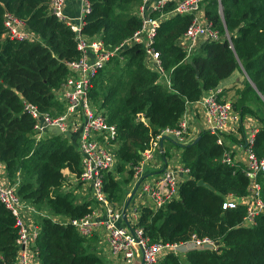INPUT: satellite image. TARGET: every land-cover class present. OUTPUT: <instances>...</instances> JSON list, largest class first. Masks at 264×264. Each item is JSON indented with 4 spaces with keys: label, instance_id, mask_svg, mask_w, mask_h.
<instances>
[{
    "label": "trees",
    "instance_id": "1",
    "mask_svg": "<svg viewBox=\"0 0 264 264\" xmlns=\"http://www.w3.org/2000/svg\"><path fill=\"white\" fill-rule=\"evenodd\" d=\"M51 0H0V163L11 181L20 178L17 193L37 210L44 206L63 219H81L92 214V202L78 203L73 192L64 190L72 175L81 174L77 140L68 141L51 131L35 134V120L25 103L43 113L64 110L55 91L70 75L68 63L80 58L76 34L50 11ZM91 12L82 32L99 38L105 47L121 45L141 28L133 12L142 0H89ZM205 17L228 40L204 42L190 56L179 40L193 17L174 15L157 30L156 50L170 86L146 64L140 45L124 48L93 81L91 100L104 111L109 124L117 127V170L126 172L129 183L150 141L166 129L178 127L189 106L198 102L221 81L243 67L246 80L235 101L242 116L262 123L255 152L264 158V0H206ZM137 7V8H138ZM171 3L166 11L173 9ZM25 22L32 40L6 35L5 15ZM116 62L115 70L107 68ZM110 75L105 88L102 85ZM99 91V92H98ZM97 99V105L93 102ZM100 103V104H98ZM262 105V107L257 106ZM195 144L181 146L183 164L191 177L180 188V199L164 210L142 208L139 226L152 241L179 243L193 235L218 243L217 250H190L184 257L167 255L160 264H264V214L253 227L243 225L246 207L224 209L229 195L244 198L250 180L238 167L222 163L224 148L216 137L202 132ZM169 157V153L165 152ZM241 165V164H240ZM203 180L214 191L198 186ZM264 201V175L258 177ZM105 190L111 202L119 201L122 184L111 173ZM36 251L41 264H107L91 243L70 223L41 217ZM13 214L0 204V258L14 264L18 238Z\"/></svg>",
    "mask_w": 264,
    "mask_h": 264
},
{
    "label": "built area",
    "instance_id": "2",
    "mask_svg": "<svg viewBox=\"0 0 264 264\" xmlns=\"http://www.w3.org/2000/svg\"><path fill=\"white\" fill-rule=\"evenodd\" d=\"M67 2L68 0L50 1L51 13L76 34L77 48L81 53L79 59L68 63L70 75L55 91L56 98L64 110L55 117L50 113L41 112L35 105L25 103V111L35 120L34 131L39 137H42L49 127L60 128L62 136L68 141L71 134L78 135L76 148L80 155L81 174L73 175L72 183L81 185L84 196H89L102 207L103 212H92L81 219L58 217L57 220L70 223L83 238L97 237L109 256L123 264H137V260L139 264H160L169 254L183 257L190 250H217L216 241L197 235L179 243L152 242L139 226L142 208L146 207L154 212L164 210L170 203L180 199L181 185L191 177V171L183 164L181 155L165 156L167 151L164 145L163 149L161 147L162 138L174 136L179 144L189 145L202 132H208L214 135L217 144L224 148L222 163L240 168L250 180L248 194L244 198L229 195L223 208H235L239 204L245 206L247 214L243 225L253 227L256 217L264 214L262 185L258 181V177L264 175V158H259L255 152L256 138L262 124L256 117L242 116L235 107V100L224 98V92L219 88L209 91L206 96L192 104L196 106L197 129L192 128L191 120L185 113L177 128L162 131L142 152L140 162L132 167L134 186L139 184L134 197L138 198L139 206L130 205L128 224L124 222L123 208L114 205L105 190L106 176L118 166V132L115 125L108 123L104 111L92 103L91 90L94 79L124 48L140 45L144 50L147 66L159 73L164 82L167 81L161 55L155 46L156 35L161 23L174 15L193 17L179 40L180 47L188 56L193 54L201 43L207 41L228 40L231 43L227 31L225 35L221 34L206 17L203 18L202 8L206 0H142L139 7L141 28L121 45L109 48L105 47L101 39L90 38L82 32L84 19L92 10L91 2L80 0L81 15L75 19L65 14ZM171 3H174L173 9L166 11ZM4 24L6 35L11 38L22 41L35 37L28 31L23 20L11 14L5 15ZM237 146L245 154L241 165L233 151ZM17 188L16 185L0 180V204L8 209L16 220L18 252L15 264H41L36 251V240L40 235L41 226L39 222L33 221V214L38 213V210L19 196Z\"/></svg>",
    "mask_w": 264,
    "mask_h": 264
},
{
    "label": "crops",
    "instance_id": "3",
    "mask_svg": "<svg viewBox=\"0 0 264 264\" xmlns=\"http://www.w3.org/2000/svg\"><path fill=\"white\" fill-rule=\"evenodd\" d=\"M207 5V3H205V6ZM204 6V7H205ZM140 7V6H139ZM65 14L70 17V18H79L81 15V4H80V0H68L67 2V6L65 9ZM203 14V18L205 19V12H202ZM136 15L139 17V8L136 11ZM241 68H239L238 70H236L229 78L221 81V83L218 85L217 88L222 89L224 92V98L226 99H232L235 101H238L239 99V91H242L244 88V82L246 80V74L245 71L243 69L242 66H240ZM244 76H243V75ZM165 84L167 86H170L169 84V80L165 81ZM196 107V106H195ZM195 107L192 105L190 106L186 113L188 114L190 120H191V126L194 129H197V123H198V117L197 114L195 113ZM248 116V115H247ZM252 117V116H251ZM254 117V116H253ZM78 139V135L76 134H71L70 135V141L73 142V140H77ZM238 139V138H236ZM233 139V141H235L236 143H240L238 140ZM165 142H169L171 145L172 142L170 141H165ZM164 142V144H165ZM233 144V142H232ZM165 147V145H164ZM178 152H177V151ZM167 153H169V155H173V152L176 151L177 153H175V155L179 156L182 154L181 150L178 149H173V151L171 150V152L166 149ZM234 154H235V158L237 159V161L239 162V164H243L244 159H245V154L242 151V149H240L238 146L233 150ZM73 178V176H70V180ZM0 180L2 182L5 183H11L13 185H16L18 187V183L20 178L18 177L17 179L11 181L8 177L7 171H6V167L3 163H0ZM132 184H134V181L132 179ZM76 196H78L79 198H83L86 201H91L92 202V206H93V212L95 213H102L103 209L102 207H100L98 204L94 203L93 200H91V198L89 196L83 197L81 196V194H77ZM132 207H137L139 206V201L138 198H134L132 203H131ZM141 206V205H140ZM94 248L97 250V253L106 261L107 264H123L121 261L119 260H115L113 258H111V256H109L108 252L106 251L105 248H103V246L100 243V240L94 243H91Z\"/></svg>",
    "mask_w": 264,
    "mask_h": 264
},
{
    "label": "rangeland",
    "instance_id": "4",
    "mask_svg": "<svg viewBox=\"0 0 264 264\" xmlns=\"http://www.w3.org/2000/svg\"><path fill=\"white\" fill-rule=\"evenodd\" d=\"M141 5V4H140ZM139 5V6H140ZM204 6H205V4H204ZM203 6V8H202V11H204V7ZM138 6H136L134 9H133V12H135L136 13V11H137V9L139 8H137ZM241 68V67H240ZM108 70H115L116 69V62H114L112 65H110L108 68H107ZM119 69H116V71H118ZM243 75V74H242ZM244 76V75H243ZM109 78H110V75H106V77L103 79V81H102V85L104 86V88L108 85V84H110L113 80L111 79L110 80V82H109ZM99 92V91H98ZM93 102L95 103V105H97V102H99L97 99H94L93 100ZM98 104H100V103H98ZM257 106H259V107H262V105H260V104H257ZM263 113H264V111H263ZM52 116H58V115H60L59 113H57V114H55V115H53V114H51ZM257 118V117H256ZM259 120V119H258ZM261 123V122H260ZM262 124V123H261ZM165 148L168 150V152L170 151L171 152V150L173 151V149H178L177 147H175L174 145H171L169 142H165ZM179 150V149H178ZM177 151V150H176ZM176 151H174L175 153H177ZM173 152V155L175 154ZM118 167V166H117ZM114 177H116V179L118 180V182H121V184H122V194H121V196H120V200L119 201H113L112 203L114 204V205H116L117 207H120V208H124V206H125V204H126V202H127V200H128V198L130 197V195H131V193H132V191H133V189H134V184H132V181L131 182H129V183H126V180L128 179L129 180V176H128V174L126 173V172H124V173H122V174H120L119 172H118V170H117V168L116 169H114V171L111 173ZM73 176V175H72ZM70 178V177H69ZM73 178H74V176H73ZM73 178L71 179V183H69V180L70 179H68L67 180V184H66V186H65V188H64V190H66L67 192H69V191H71V192H73V194L75 195V199H76V201H78V203H82V202H84V201H86L85 199H83V198H79L78 196H76V193L79 195V194H81V196H83V197H86V196H84L85 194L83 193V190H82V187H81V185H79V186H76L74 183H72V181H73ZM92 200V199H91ZM87 202H91V201H87ZM95 203V202H94ZM30 205H32V204H30ZM35 209H37L36 207H34ZM42 216H46V217H50V218H52L53 220H55V221H58L57 220V218L59 217V216H56V215H54V214H52L51 212H50V210H48L46 207H45V205L44 206H41L40 207V210H38V213L37 212H35L34 214H33V221H34V223H38V222H40V219H41V217ZM59 222V221H58ZM62 222H63V220H62ZM184 257V256H183ZM1 259V258H0ZM16 259H17V257H16ZM40 259V258H39ZM3 260L1 259V262H2ZM4 262V261H3ZM16 262V261H15ZM5 264V263H4ZM15 264V263H14ZM137 264H139V260H137Z\"/></svg>",
    "mask_w": 264,
    "mask_h": 264
},
{
    "label": "water",
    "instance_id": "5",
    "mask_svg": "<svg viewBox=\"0 0 264 264\" xmlns=\"http://www.w3.org/2000/svg\"><path fill=\"white\" fill-rule=\"evenodd\" d=\"M48 130L51 131V132H53L54 134H56V135H58V136H62V132H61L60 128H58V127H49ZM199 139H200V137H198V138H197L192 144L197 143V142L199 141ZM165 140H170V141L175 142L176 144H179L177 138L174 137V136H172V137H170V138L163 137V138H162V141H161V147H162V149H163V145H164ZM180 145H181V144H180ZM181 146H186V145H181ZM144 178H145V177H144ZM144 178H143V179H144ZM197 185H198V186L206 187V188H208V189L214 191V188L211 187L209 184L205 183L203 180L198 181ZM138 188H139V184H137V185L134 187V189H133V191H132L130 197L128 198V200H127V202H126V204H125V206H124V208H123L124 222L127 223V224H128V216H127V214H128V209H129V207H130V205H131V203H132V201H133V199H134V197H135V195H136V192H137ZM1 264H4V262L2 261Z\"/></svg>",
    "mask_w": 264,
    "mask_h": 264
}]
</instances>
